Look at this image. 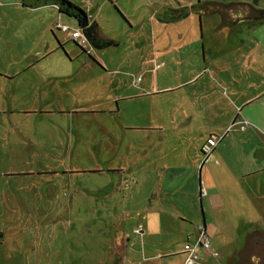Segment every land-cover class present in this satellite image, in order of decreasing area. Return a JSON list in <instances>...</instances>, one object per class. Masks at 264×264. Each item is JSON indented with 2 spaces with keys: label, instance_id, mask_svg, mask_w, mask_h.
<instances>
[{
  "label": "rangeland",
  "instance_id": "1",
  "mask_svg": "<svg viewBox=\"0 0 264 264\" xmlns=\"http://www.w3.org/2000/svg\"><path fill=\"white\" fill-rule=\"evenodd\" d=\"M70 1L118 44L82 47L54 5L0 0V264H118L116 253L121 264H181L206 222L199 177L203 196L207 169L238 167L223 151L248 142L233 124L241 93L207 73L189 80L215 64L263 71L264 21L230 28L193 9L170 19L208 0ZM260 170L246 178L263 181ZM243 214L229 228L257 264L264 210Z\"/></svg>",
  "mask_w": 264,
  "mask_h": 264
},
{
  "label": "crops",
  "instance_id": "2",
  "mask_svg": "<svg viewBox=\"0 0 264 264\" xmlns=\"http://www.w3.org/2000/svg\"><path fill=\"white\" fill-rule=\"evenodd\" d=\"M93 20L98 23L97 19L91 21ZM76 28H78L77 23L73 29ZM227 31H231L230 28H227ZM221 68L222 65L220 67L219 64H215L210 66L211 70H205L204 74H202V70H198L197 74L189 81L196 82L200 80L202 75L207 73L208 81L215 83L217 86H219L218 84H227L236 94L241 93L238 96V99H241L235 103L238 111L236 115H232L233 124L239 127L237 130H240L239 134H242V136L239 135L240 140L243 137L242 140L245 139L248 142L241 140L244 142L243 146L223 151L225 155L236 156L240 168L239 166H233V168H218V170L207 169L208 178L213 179L214 176L215 179L209 184L206 182L207 179H204L203 196L199 177L200 202L202 203L201 200L203 199L206 214L205 230L210 236L211 245L208 250H200L201 256L194 264H248L249 261L246 262L242 254L245 237L237 241L235 234L241 233V230L239 227L234 230L230 229L231 226L229 225L233 223L230 220L241 216L243 218V212L258 214L261 209L264 210V180L255 181L252 178H246L248 175L252 177V175L260 172L261 168H264V162L257 163L258 159L260 161L264 160V70H254L253 73L249 72L246 77L245 70H221ZM246 90L251 91V94H245ZM244 144H248V146L245 147ZM248 159H251L252 163L246 167V160ZM222 172L229 173L232 178L230 180L220 178L218 173ZM248 179L252 180L249 182ZM258 188L261 190L255 191ZM235 194H238L242 201H237ZM243 200L250 205H246ZM183 210L186 213L184 216H188L190 209ZM203 220L205 221L204 217ZM248 223L254 225L255 221H248ZM254 229L249 228L246 232L244 231V235L254 231ZM188 241L190 240L187 239L186 242ZM258 252L251 255L254 261L258 260L257 264L264 261V254ZM176 254L180 255L181 264H184L186 258L184 248ZM114 258L118 261V264L124 262L122 253H116Z\"/></svg>",
  "mask_w": 264,
  "mask_h": 264
},
{
  "label": "trees",
  "instance_id": "3",
  "mask_svg": "<svg viewBox=\"0 0 264 264\" xmlns=\"http://www.w3.org/2000/svg\"><path fill=\"white\" fill-rule=\"evenodd\" d=\"M45 5H54L61 14L73 17L87 37L89 43L95 48H105L111 45H117L115 39L106 37L101 34L99 24L89 18V14L79 5L70 0H31V7ZM189 9L195 10L200 17L202 15L218 14L222 18L223 25L234 28L238 24L248 21L250 28L264 21V7L258 5V0L253 2L244 1H219L208 0L203 3L198 2L192 8L181 6L178 9H169L171 20H180L189 14ZM83 49V48H82ZM84 52H86L83 49ZM4 233L0 230V244L3 242Z\"/></svg>",
  "mask_w": 264,
  "mask_h": 264
},
{
  "label": "built area",
  "instance_id": "4",
  "mask_svg": "<svg viewBox=\"0 0 264 264\" xmlns=\"http://www.w3.org/2000/svg\"><path fill=\"white\" fill-rule=\"evenodd\" d=\"M91 17V14H89ZM56 28L58 30L69 31L71 28L67 24L57 23ZM71 38L77 42L80 46L84 47L86 42H89L87 37L84 35L81 29L76 28L72 29ZM243 128V126H242ZM218 142V139L215 140ZM136 232H141L140 229H136ZM211 245L210 236L206 233V230L203 226H199L197 231V236L195 242H186L184 246V251L186 254L184 264H194L201 256L200 250H208Z\"/></svg>",
  "mask_w": 264,
  "mask_h": 264
},
{
  "label": "water",
  "instance_id": "5",
  "mask_svg": "<svg viewBox=\"0 0 264 264\" xmlns=\"http://www.w3.org/2000/svg\"><path fill=\"white\" fill-rule=\"evenodd\" d=\"M77 43V42H76ZM202 226H203V228L205 229V221L203 220V222H202Z\"/></svg>",
  "mask_w": 264,
  "mask_h": 264
},
{
  "label": "flooded vegetation",
  "instance_id": "6",
  "mask_svg": "<svg viewBox=\"0 0 264 264\" xmlns=\"http://www.w3.org/2000/svg\"><path fill=\"white\" fill-rule=\"evenodd\" d=\"M17 75H18V74L15 73L14 75H12V77H16ZM101 111H104V110H101Z\"/></svg>",
  "mask_w": 264,
  "mask_h": 264
}]
</instances>
